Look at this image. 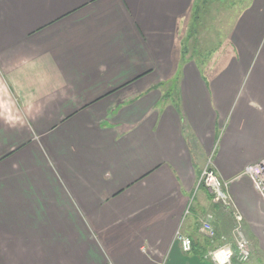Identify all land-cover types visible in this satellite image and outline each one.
Segmentation results:
<instances>
[{
	"label": "crops",
	"instance_id": "1",
	"mask_svg": "<svg viewBox=\"0 0 264 264\" xmlns=\"http://www.w3.org/2000/svg\"><path fill=\"white\" fill-rule=\"evenodd\" d=\"M208 159L264 264V0H0V264H212Z\"/></svg>",
	"mask_w": 264,
	"mask_h": 264
},
{
	"label": "built area",
	"instance_id": "2",
	"mask_svg": "<svg viewBox=\"0 0 264 264\" xmlns=\"http://www.w3.org/2000/svg\"><path fill=\"white\" fill-rule=\"evenodd\" d=\"M241 176L249 178L254 189L264 200V160L245 166L239 174V177ZM198 184L210 192L214 202L219 203L225 209L231 208L230 210L232 211L234 220L232 232L235 237L236 250L232 251L224 247H216L210 250L208 256L212 264H235L234 261L236 263L247 262L251 255V249L242 229L241 216L233 212L231 207V199L228 194L229 181H225L217 176L212 167L211 160L208 159L205 167L201 171ZM203 226L213 240L215 236L213 228L208 223H204ZM175 240L179 243L182 252L188 253L191 251L192 241L189 237L177 232Z\"/></svg>",
	"mask_w": 264,
	"mask_h": 264
},
{
	"label": "rangeland",
	"instance_id": "3",
	"mask_svg": "<svg viewBox=\"0 0 264 264\" xmlns=\"http://www.w3.org/2000/svg\"><path fill=\"white\" fill-rule=\"evenodd\" d=\"M238 1H241V0H228V4L230 5V6H236V3L238 2ZM223 8V7H222ZM226 12L227 11H231L229 8H223ZM238 13H239V11H238ZM236 14H237V12H236ZM226 15H230V14H226ZM238 16V15H237ZM188 43H191V39L188 41ZM203 51H204V47L202 48H197V49H191V50H189V52H191L192 53V55H193V58H196V60H197V63L198 64H200V62H198V57H199V53H203ZM203 54H205V53H203ZM185 58H186V55H185ZM202 58L204 59V58H206V60H207V57L206 56H202ZM201 74L205 77V78H207L208 77V75H206L204 72H201ZM242 229H243V226H242ZM214 249V248H213ZM212 249V250H213ZM254 264H256V263H254Z\"/></svg>",
	"mask_w": 264,
	"mask_h": 264
}]
</instances>
